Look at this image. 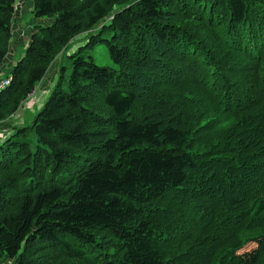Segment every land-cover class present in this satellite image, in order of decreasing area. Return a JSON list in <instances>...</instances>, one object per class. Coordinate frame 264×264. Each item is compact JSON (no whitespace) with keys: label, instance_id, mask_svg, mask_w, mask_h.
I'll return each instance as SVG.
<instances>
[{"label":"trees","instance_id":"trees-1","mask_svg":"<svg viewBox=\"0 0 264 264\" xmlns=\"http://www.w3.org/2000/svg\"><path fill=\"white\" fill-rule=\"evenodd\" d=\"M17 1L0 0V66ZM32 13L46 21L0 91V124L89 39L0 145V264H264V0H33ZM98 43L114 68L85 55Z\"/></svg>","mask_w":264,"mask_h":264},{"label":"rangeland","instance_id":"rangeland-1","mask_svg":"<svg viewBox=\"0 0 264 264\" xmlns=\"http://www.w3.org/2000/svg\"><path fill=\"white\" fill-rule=\"evenodd\" d=\"M31 1L33 3V0H23V1L18 0V7H20V11L23 13L22 14L23 16L21 17L20 22H19V27H21V28H27V26L30 23H31L32 27H34L35 25L41 24L42 22L46 21V19H40L39 20L32 13L33 5L31 8L29 7L31 5ZM29 9H30V11H29ZM32 32H33V30H32ZM98 33H99V28L97 30H95L92 34H98ZM103 38L104 39L109 38V36L107 34H105V35H103ZM88 39L89 38L86 35H81V36H78L77 38H75L66 47L64 52L61 54L58 66L60 65L62 67L67 68V72L69 73L71 70V66H72L71 62L69 60L70 55L75 53L79 49V47L86 45L88 43ZM27 46H28V44L25 45V47H24L25 49L20 47V46L18 47L17 57L15 58L16 63L25 55ZM85 55L92 56L95 63L99 66L109 67V68L115 67V65H114V63L110 57L108 48H107L105 43H98V44L94 45L93 48L88 47L87 51H85ZM58 66H57V70L55 72V81H54L53 85H51V87H50V85L48 84L49 82H52V78H51L50 74H48L49 76H47L46 79L37 88V89H39L40 87H42L44 85V88H42L43 91L36 93L35 98L28 103L27 108H22L17 113L18 117L21 116L22 119H25L26 123L24 124V126H31L33 124L34 119L36 117V114L45 105L47 99L49 98V96L51 94L50 92L53 91L54 86H55L57 79H58V74H59L58 69L60 68V66L59 67ZM7 75H8V70L5 73V76H7ZM36 92H37V90H36ZM16 130H17V128L15 130L13 128V132ZM33 139L35 140L34 137H33ZM0 145H1V143H0ZM8 260L9 259L6 258V259H4V262H7Z\"/></svg>","mask_w":264,"mask_h":264},{"label":"crops","instance_id":"crops-1","mask_svg":"<svg viewBox=\"0 0 264 264\" xmlns=\"http://www.w3.org/2000/svg\"><path fill=\"white\" fill-rule=\"evenodd\" d=\"M21 1H23V0H21ZM32 5H33V3L31 1V5L29 7L31 8ZM29 11H30V9H29ZM22 14L23 13L20 11V7H18V1H17L16 16H15L14 31H13L14 33H13V39H12L13 44L11 45L10 52H9L8 56L4 60L3 64L0 66V74L2 75V78H7L11 68L16 64L15 58L17 57L18 47L20 46V47L24 48L25 45H27V44L29 45V43H30L33 27L31 25V23L27 26V28L19 27L20 19L23 16ZM58 63H59V61L54 64V66L52 67V69L49 72V74L52 78V82L48 83L50 85V87H51V85H53V83L55 81V72L57 70ZM7 70H8V75L5 76V73ZM42 88H44V85L42 87H40L39 89H37V92H35L34 95H32L30 97V99L25 103L23 108H27L28 103L35 98V96H36L35 94L43 91ZM20 119H21V116L18 117L16 114L12 119H10V121L8 123H1L0 124V143H3L13 133L14 125H19ZM13 120H15V123H12ZM3 264H15V261L13 259H9L7 262H4Z\"/></svg>","mask_w":264,"mask_h":264},{"label":"built area","instance_id":"built-area-1","mask_svg":"<svg viewBox=\"0 0 264 264\" xmlns=\"http://www.w3.org/2000/svg\"><path fill=\"white\" fill-rule=\"evenodd\" d=\"M10 85V78H2L0 74V91L7 88Z\"/></svg>","mask_w":264,"mask_h":264},{"label":"clouds","instance_id":"clouds-1","mask_svg":"<svg viewBox=\"0 0 264 264\" xmlns=\"http://www.w3.org/2000/svg\"><path fill=\"white\" fill-rule=\"evenodd\" d=\"M8 78V77H7Z\"/></svg>","mask_w":264,"mask_h":264}]
</instances>
